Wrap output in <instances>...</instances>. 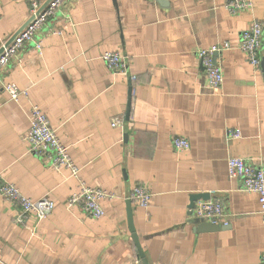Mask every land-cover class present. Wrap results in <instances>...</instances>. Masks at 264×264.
<instances>
[{"label": "crops", "instance_id": "obj_1", "mask_svg": "<svg viewBox=\"0 0 264 264\" xmlns=\"http://www.w3.org/2000/svg\"><path fill=\"white\" fill-rule=\"evenodd\" d=\"M225 1L66 0L1 69L0 179L54 203L45 218L17 222V208L0 196L1 264H140L126 199L148 264H261L256 193L227 174L226 161L243 157L264 169V0L235 14ZM30 2L0 0V47L28 20ZM255 19L263 24L258 66L238 46ZM224 41L216 56L223 81L213 89L196 50ZM105 50L126 57L127 74L106 66ZM7 82L26 94L11 99ZM32 104L68 146L78 178L29 150ZM229 129L240 136L228 138ZM172 136L189 147L175 149ZM79 179L111 193L101 217L66 207ZM137 184L151 193L146 206L132 196ZM198 192L222 203L224 227L198 229L190 207Z\"/></svg>", "mask_w": 264, "mask_h": 264}, {"label": "built area", "instance_id": "obj_2", "mask_svg": "<svg viewBox=\"0 0 264 264\" xmlns=\"http://www.w3.org/2000/svg\"><path fill=\"white\" fill-rule=\"evenodd\" d=\"M66 0H31L29 7V17L27 23L12 37L8 43H3L0 53V71L6 66L10 59L15 56L18 50L28 40H31L35 32L46 24L56 11ZM231 14L243 10H250L253 7L251 0H226L224 4ZM58 33L60 31H57ZM263 24L261 21L253 20L247 28L240 33L239 48L245 54L247 60L254 66L260 63L259 50L262 45ZM36 48L40 49V44L36 42ZM229 47L227 41L213 44L207 48L196 50V56L200 61L204 76L210 88L217 89L223 81L221 65L214 61V53ZM101 58L112 72L127 74L128 62L126 57L117 50H105L101 53ZM129 78L135 79L134 74H128ZM3 89L8 96L17 100L20 95H25L26 91L20 89L15 82H7ZM29 128L24 135V139L29 144V150L38 154L45 162L53 167H64L70 174L78 178L79 166L72 159L68 146L63 143L57 135L55 129L49 124L47 116L42 109L32 104L27 112ZM121 116L111 118L114 126L119 123ZM240 136L239 129L227 130L228 138ZM171 143L177 150L189 147V142L185 137L172 136ZM227 174L230 177L238 178L241 187L246 191L256 193L261 223L264 226V169L261 165L252 163L243 157L229 156L226 161ZM78 189L72 192L66 199V207H79L84 213L101 217L105 210L101 201L111 196V193L99 187L89 186L79 179ZM0 196L6 198L17 208L15 220L20 222L30 213L35 214L37 219L45 218L53 209L54 203L48 196H41L32 199L24 195L15 184L0 179ZM132 196L135 201L146 206L149 203L151 193L146 186L137 184L132 188ZM192 214L202 221L213 224L226 225L228 219L225 218L222 203L214 199H200L191 208ZM260 263L264 264V251L260 255Z\"/></svg>", "mask_w": 264, "mask_h": 264}, {"label": "water", "instance_id": "obj_3", "mask_svg": "<svg viewBox=\"0 0 264 264\" xmlns=\"http://www.w3.org/2000/svg\"><path fill=\"white\" fill-rule=\"evenodd\" d=\"M159 2V4L161 5H165V0H156ZM113 2H115V0H113ZM28 21V20H27ZM27 21L22 25V27L27 23ZM21 29V28H20ZM19 29V30H20ZM17 30L8 40L6 43H8L12 37L19 31ZM3 50V47L1 46L0 47V53L2 52ZM216 56H217V53H214V61L216 59ZM129 103H130V100H129ZM128 115H129V105L126 109V113H125V119L128 118ZM209 197V194H207V192H198V193H195V194H192V197H191V202H190V207H193V205L195 204V201H197L198 199L200 198H203V199H207ZM125 205H126V215H127V222H128V229L131 233V239L136 247V251L138 252V255H139V258H140V264H148L146 258H145V255H144V252L141 248V245L139 243V240H138V237H137V234L135 232V228L133 226V223H132V214H131V200L130 199H126L125 201ZM199 226L198 229H204V230H216L218 228H222L224 227L225 225H220V224H213V223H209V222H206V221H202L199 223ZM1 264V263H0Z\"/></svg>", "mask_w": 264, "mask_h": 264}]
</instances>
